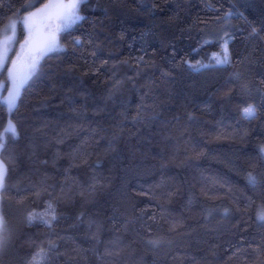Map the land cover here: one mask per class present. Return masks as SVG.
<instances>
[{"label":"trees","instance_id":"16d2710c","mask_svg":"<svg viewBox=\"0 0 264 264\" xmlns=\"http://www.w3.org/2000/svg\"><path fill=\"white\" fill-rule=\"evenodd\" d=\"M46 1L0 0V29ZM80 15L60 34L80 43L41 59L14 110L0 100V133L18 132L0 149V264H264V0H84Z\"/></svg>","mask_w":264,"mask_h":264},{"label":"snow or ice","instance_id":"6c2138e0","mask_svg":"<svg viewBox=\"0 0 264 264\" xmlns=\"http://www.w3.org/2000/svg\"><path fill=\"white\" fill-rule=\"evenodd\" d=\"M84 0H49L48 3L44 4L43 7L37 9L35 12H28L26 16L23 17L22 23L24 27L28 30L29 35L25 38L24 43L21 48L28 47L29 51L23 63V67H18V61L20 57L18 56L16 60H13L12 67L8 69V76L11 80V87L7 90V96L4 98L3 103H5L8 109L14 110L17 104V100L20 96L21 89L25 86L27 81L35 74L40 64V60L50 52L62 50L59 36L60 33L71 29L75 24H77L83 17L80 15L81 4ZM24 9L31 7L30 4L22 6ZM40 18L44 22L45 33L41 40L34 41L33 29L35 26V19ZM16 21H12L9 27L12 30L11 36H5L3 40H0V68L3 67L4 62L7 60V52L9 50L10 42L15 37L16 31ZM257 29L252 28V34H256ZM76 43H80L79 40ZM205 43H212L211 40L205 41ZM228 42L225 41L222 47V54H213L211 57L215 61V66H224L230 62V57L228 53ZM141 59H143L141 57ZM189 68L199 71L201 68L209 67L210 65H203L199 61L195 64L189 63ZM4 85L0 84V88ZM256 115V110L253 105H248L242 109V117L244 119H254ZM191 118V117H190ZM11 134L13 138L18 137V132L15 123L11 120L8 122L7 128L3 133H0V149L5 147V141L8 134ZM264 151V149H262ZM7 165L0 160V189L4 187L5 177L7 175ZM248 181L250 184L255 185L258 180L256 176L251 173L248 176ZM49 208L52 206L49 205ZM39 214L29 213L28 220L31 222L36 219ZM43 219V217H40ZM56 219L55 212L50 214V219H45L44 222L51 227V222ZM257 219L264 221V213L258 214ZM8 239V226L5 216L0 212V248H3ZM149 243L154 246L159 243L157 240H150ZM54 247V245H52ZM40 260H37L36 256H33L31 264H43L46 259V255L43 254L41 250Z\"/></svg>","mask_w":264,"mask_h":264},{"label":"rangeland","instance_id":"374dc122","mask_svg":"<svg viewBox=\"0 0 264 264\" xmlns=\"http://www.w3.org/2000/svg\"><path fill=\"white\" fill-rule=\"evenodd\" d=\"M48 2H49V0H47L44 4H46ZM44 4L38 6V7L34 8V9H31L28 12H35L37 9L43 7ZM28 12L22 14L18 19L12 20V21H16L17 22L16 31H15V37L10 42L9 50L7 52V57L8 58L4 62L3 67L0 68V84L4 85V87L0 88V100L2 102H3L4 98L7 96L8 88L11 87V80H10V78L8 76V69L12 67L13 60H16L18 56L20 57V60L18 61V65L17 66L18 67H23V63H24L25 58H26V56L28 54L27 46L25 48H23V49L21 48V45L24 43L25 38L29 35L28 30L24 27V25L22 23L23 17L26 16L28 14ZM12 21L7 23L4 27H2L0 29V40H3L6 35L7 36H11L12 35V30L9 27V25L12 23ZM18 23H21L23 25L24 30H25V33H24L23 37H21V38H19V36H18V26H17ZM34 23H35V26H34V29H33V38H35L37 35L45 32L44 22L39 17L35 19ZM67 31H65V32H67ZM77 40L80 41V38L76 37V36H73L72 38H67L66 37V33H64L62 39H60V36H59V42H60V45H61L62 49L70 47V45L73 42L76 43ZM214 63H215V61H214Z\"/></svg>","mask_w":264,"mask_h":264},{"label":"water","instance_id":"95a60500","mask_svg":"<svg viewBox=\"0 0 264 264\" xmlns=\"http://www.w3.org/2000/svg\"><path fill=\"white\" fill-rule=\"evenodd\" d=\"M44 33H45V32H43V33L37 35V36L34 38V41H37V42H38L39 40H41V39L43 38V36H44ZM27 51H29L28 47H27Z\"/></svg>","mask_w":264,"mask_h":264}]
</instances>
